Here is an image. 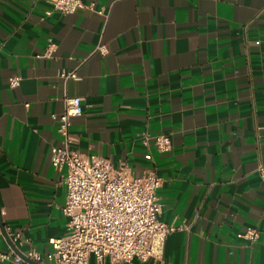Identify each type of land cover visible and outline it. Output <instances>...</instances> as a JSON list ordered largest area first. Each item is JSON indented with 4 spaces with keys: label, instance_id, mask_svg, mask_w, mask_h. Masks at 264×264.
Here are the masks:
<instances>
[{
    "label": "crops",
    "instance_id": "crops-1",
    "mask_svg": "<svg viewBox=\"0 0 264 264\" xmlns=\"http://www.w3.org/2000/svg\"><path fill=\"white\" fill-rule=\"evenodd\" d=\"M82 2L92 9L63 15L0 0V253L28 250L13 233L41 253L66 235L52 116L78 97L79 153L162 178L158 221L174 231L159 259L131 264H264V0ZM158 135L169 152H157ZM246 228L255 242L237 238Z\"/></svg>",
    "mask_w": 264,
    "mask_h": 264
},
{
    "label": "built area",
    "instance_id": "built-area-1",
    "mask_svg": "<svg viewBox=\"0 0 264 264\" xmlns=\"http://www.w3.org/2000/svg\"><path fill=\"white\" fill-rule=\"evenodd\" d=\"M45 2L53 11L63 15L75 13L79 9H92L82 0H36ZM51 12H46L50 15ZM54 45L49 44L44 56L49 55ZM96 51L107 54V48L99 45ZM20 77L8 79V87H18ZM83 108L81 99L68 98L64 110L53 115L57 120L60 146L51 150L50 164L57 172L65 169L63 185L65 203L62 213L67 218L65 236L49 241L50 249L44 253L37 251L32 241L21 239L19 233L10 235L11 243L27 245L22 255L0 253V261L15 264H88L93 258L97 263L131 264L134 260L147 262L162 255L166 236L174 228L158 221L161 205L156 196L162 178L153 169H148L140 177L131 176L124 165L114 167L108 159L79 153L76 141L70 135L71 118L80 116ZM149 138L143 137L146 143ZM159 153H167L172 145L166 135L153 137ZM144 159L151 160L150 154ZM258 175L264 181V167H258ZM1 215V214H0ZM0 231L9 234V229L1 225ZM258 237L254 228H246L237 234L238 239L253 243Z\"/></svg>",
    "mask_w": 264,
    "mask_h": 264
},
{
    "label": "water",
    "instance_id": "water-1",
    "mask_svg": "<svg viewBox=\"0 0 264 264\" xmlns=\"http://www.w3.org/2000/svg\"><path fill=\"white\" fill-rule=\"evenodd\" d=\"M27 263H29V264H36V263H33V262H31V261H28L27 259H24Z\"/></svg>",
    "mask_w": 264,
    "mask_h": 264
}]
</instances>
